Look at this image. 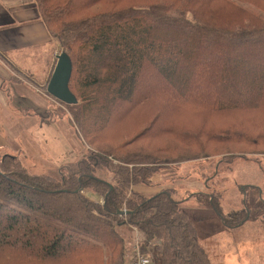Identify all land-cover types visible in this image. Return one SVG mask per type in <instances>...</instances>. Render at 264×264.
Listing matches in <instances>:
<instances>
[{
	"label": "trees",
	"instance_id": "16d2710c",
	"mask_svg": "<svg viewBox=\"0 0 264 264\" xmlns=\"http://www.w3.org/2000/svg\"><path fill=\"white\" fill-rule=\"evenodd\" d=\"M34 1L70 61L71 107L80 115L95 111L97 103L100 110L91 116L93 127L84 116L78 121L89 150L65 164L58 179L30 174L18 157L2 155L0 264H128L132 227L140 251L151 249L155 264H209L194 222L172 193L144 197L136 191L150 184L153 168L131 161L134 153L126 148L134 138L115 145L112 135L130 109L159 93L208 103L215 112L264 113V0ZM204 40L210 51H201ZM146 62L160 79L149 77L144 87L139 79ZM182 74L187 78L179 81ZM95 90L101 91L98 98ZM239 127L243 136L228 140L250 138L264 151V119L250 118ZM104 169L108 179L97 175ZM210 205L227 229L247 219L245 209L224 215L216 202ZM123 207L125 216L118 212Z\"/></svg>",
	"mask_w": 264,
	"mask_h": 264
},
{
	"label": "rangeland",
	"instance_id": "374dc122",
	"mask_svg": "<svg viewBox=\"0 0 264 264\" xmlns=\"http://www.w3.org/2000/svg\"><path fill=\"white\" fill-rule=\"evenodd\" d=\"M203 44L201 51H210L207 48L209 41L204 40ZM59 48L58 55L62 53V48ZM168 54L166 51V55ZM153 60L156 63L157 56ZM158 61L159 64L164 63L159 58ZM180 64L184 66L186 62L181 60ZM145 65L146 73L141 74L139 79L144 87L150 84L149 77L160 79L153 66L148 62ZM245 66L250 65L247 63ZM186 78L187 74H182L179 81ZM36 85H32L34 91L46 93V83ZM42 85L43 89L40 87ZM95 91L97 94L93 97L98 98L101 91ZM37 92L36 95H39ZM42 98L46 109L37 111L35 122L22 114L13 118L15 132L11 133L19 135L21 145L16 147L13 141L11 149H0V159L3 154L16 156L28 173L58 179L59 170L65 164L76 161L87 152L88 144L77 123L84 116V120L93 127L95 122L91 116H96L100 104L97 103V108L89 115H80L76 107L63 104L52 97ZM143 104L146 105L130 109L128 118L115 132L117 136L112 135L115 145L129 144L128 139L134 138L132 145L126 148L134 153L131 161L137 160L135 163L139 167L143 165L153 168L150 184L135 186L136 191L144 197H150L160 190H168L174 200L180 202L182 209L189 213L192 221H202L206 225L203 230L207 231H215L220 223L210 200L219 205V211L224 215L245 209L247 219L243 224H247L244 230L237 233V229H227L226 240L223 237L216 241L210 240L208 244H202L203 251L209 264H264V151L261 143L255 144L250 138L239 139L252 143H238L241 140L236 138L227 139L228 136H243L239 125L250 118L264 119V113L248 115L243 112H215L208 103H183L160 93L148 97ZM41 120L45 121L39 125ZM122 128L126 130L122 131ZM169 128L172 129L171 132ZM142 132L143 138L138 139ZM122 133L123 137L117 140ZM206 137H212V141L209 143ZM152 153L157 157L153 159ZM97 175L108 179L106 169ZM85 194L91 200L100 201L91 191H85ZM118 212L122 216L127 215L124 207ZM231 230H234L232 234L229 233ZM131 232L126 255L128 264L132 260L133 246L137 244L139 248L140 239L134 227ZM203 234L208 235L207 232ZM147 251L143 254L154 262L156 259L152 255L153 251Z\"/></svg>",
	"mask_w": 264,
	"mask_h": 264
},
{
	"label": "crops",
	"instance_id": "0c3cea01",
	"mask_svg": "<svg viewBox=\"0 0 264 264\" xmlns=\"http://www.w3.org/2000/svg\"><path fill=\"white\" fill-rule=\"evenodd\" d=\"M59 50L34 0H0V149L10 148L13 141L14 146L21 145L19 135L11 133L15 132L13 118L22 114L35 122L37 111L46 109L42 97L51 96L47 91L45 94L34 91L32 85L48 83ZM202 223L197 220L193 225L201 247L210 240L227 239V228L221 220L215 231L203 230L205 224ZM246 224L234 229L239 233ZM203 232L208 235L204 236Z\"/></svg>",
	"mask_w": 264,
	"mask_h": 264
},
{
	"label": "water",
	"instance_id": "95a60500",
	"mask_svg": "<svg viewBox=\"0 0 264 264\" xmlns=\"http://www.w3.org/2000/svg\"><path fill=\"white\" fill-rule=\"evenodd\" d=\"M70 73V61L64 53H60L57 56L52 75L48 80L46 91L52 98L66 105L76 104V100L68 88Z\"/></svg>",
	"mask_w": 264,
	"mask_h": 264
},
{
	"label": "built area",
	"instance_id": "2783aa9c",
	"mask_svg": "<svg viewBox=\"0 0 264 264\" xmlns=\"http://www.w3.org/2000/svg\"><path fill=\"white\" fill-rule=\"evenodd\" d=\"M130 264H154L153 260L145 256L138 248L137 244L134 246L132 260Z\"/></svg>",
	"mask_w": 264,
	"mask_h": 264
}]
</instances>
